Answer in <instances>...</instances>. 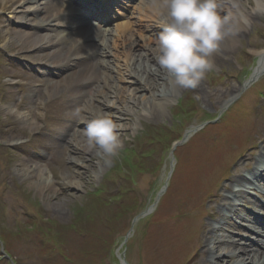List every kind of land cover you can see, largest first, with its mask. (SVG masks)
<instances>
[{
	"label": "rangeland",
	"instance_id": "obj_1",
	"mask_svg": "<svg viewBox=\"0 0 264 264\" xmlns=\"http://www.w3.org/2000/svg\"><path fill=\"white\" fill-rule=\"evenodd\" d=\"M223 1L219 0L221 6ZM1 25L2 44L4 39L1 35L6 30ZM255 25L257 28L251 26V30L244 33V39L237 43L239 52L230 57L233 66H214L206 73L203 82L205 93L198 89L188 90V97L183 100L185 103L177 108L170 107L163 118L150 117L139 106L135 113L138 116L128 114L125 121L117 122L122 147L115 158L101 153L99 158L86 155L80 160L83 156L75 153L80 158L73 156L69 159L68 147L57 150V161L47 166V171L51 170L56 177L53 178V188L44 189L43 194L32 185L36 180L34 177L24 179L18 175L21 163L26 162L11 147L16 140L22 142L34 138L41 128L20 129L14 117L3 112V106L17 102L16 88L8 87L9 96L6 98L0 93V240L4 241L8 255L13 258V254H18L19 264H121L116 251L125 243L127 251L121 257L130 264H154L156 252L152 255L151 246L161 240L163 245L169 244L168 233L177 232V228L183 225L181 220L185 214L186 221L190 219L188 216L192 211L187 213L186 209H197L196 206L206 209L213 188L225 182L226 174L216 177L214 171L210 182L213 178L218 180L212 181V189L200 194L199 188L204 185L209 173L202 167L207 163L212 168L220 163L219 168L223 169L232 157L235 161L246 153H254L264 139V77L251 80L259 60L252 50L264 48L262 18ZM136 41L137 44L141 42L139 38ZM149 42V49L157 48L156 42ZM140 44L137 48L128 46L132 50L126 53L128 59L142 51ZM7 58H11L7 53L0 54V65L6 63ZM109 58L115 59L116 56ZM22 61L20 59L14 65L16 69ZM12 70L7 66L1 67L0 80H4L3 76ZM218 72L222 73L216 76ZM247 80L250 83L245 86ZM119 86L126 85L121 83ZM128 88L134 91L135 86L129 85ZM244 89L247 90L242 95ZM143 92L149 96V91H139L140 94ZM229 98L232 99L230 102L227 101ZM233 100L239 103L233 106ZM39 112L40 126L51 122L43 121L46 111L44 113L40 109ZM193 119L187 130L186 125ZM3 123L8 124L6 130ZM246 123L257 136L237 146V143L233 144L234 137L242 139L246 127L240 132L234 129ZM135 126L136 130L133 129ZM21 130L24 133L22 136ZM190 130H194L191 131L193 134L182 141L186 131ZM229 145L230 154L227 150ZM233 145L235 148H232ZM174 146L177 148L174 149ZM75 152L78 153V150ZM51 155L47 153L46 159H50ZM106 159H111V163L105 164ZM99 161H102V170H99ZM75 171L84 172V175L78 177ZM67 177L81 178L80 187L66 183ZM168 178V190L157 198ZM148 201L151 205L153 202L158 205L153 217L147 215L135 221ZM162 223L171 225L162 227ZM4 234H8L9 239H4ZM183 235L171 242L168 249L174 250L176 244L186 246L181 241H187L190 234ZM163 237L167 240L161 239ZM19 245L22 250H18ZM147 246L150 254L144 253ZM204 258L206 262L212 259L209 256ZM170 260L167 264H181L174 258ZM185 261L188 262V257Z\"/></svg>",
	"mask_w": 264,
	"mask_h": 264
},
{
	"label": "bare ground",
	"instance_id": "obj_2",
	"mask_svg": "<svg viewBox=\"0 0 264 264\" xmlns=\"http://www.w3.org/2000/svg\"><path fill=\"white\" fill-rule=\"evenodd\" d=\"M0 1L4 3L3 10H12L22 2L12 13L23 15V18L31 23L28 30L6 29L2 45L7 46L9 51L19 50V54H23L35 65H47L45 70L49 72L47 73L49 76L56 75L52 74V70H56L59 75V77L54 76L57 79L56 85L53 83L46 85L43 84L44 81L40 77L32 76V74H23L21 75L22 78H19L17 74L12 73L11 76L17 81L6 82V84L15 85L19 88L20 86L24 87L26 91L22 93L21 98L32 97L35 105L27 109V103L11 104L3 106L5 110L3 112L6 115H12L21 129H36L40 124V113L36 111L39 108L38 102L44 101V97L51 99L54 96L56 99V110L54 111L56 117H52V120L57 123L55 132L58 131L60 134L62 144L69 148V159H73V156L79 159L80 156L75 155V153L83 156L80 160L85 159L86 155L91 158L102 156L99 149L91 151L88 149L83 133L84 129L79 130V126L85 128V121L91 119L96 113H108L115 122H120L128 114L138 116L135 113L138 112L137 108L140 106L145 109L144 112L150 117L163 118L164 112L169 111L170 107L177 108L185 103L184 97L187 96L186 92L190 89H179L171 86L168 75L156 61L158 49L152 47L144 52L145 48L149 47L148 40L151 39V29L146 22L147 19L148 22L165 23L162 22L165 17L154 14L152 0H143L141 10L138 7L134 10L140 14L138 21L145 18V22L137 24V21L133 26L127 21L120 27L116 25V28L107 27L108 25L103 26V21L100 19L106 20L107 18L103 12L99 13L98 19L102 23V29L99 26L100 33L94 35H85L87 30H83L82 35L74 32L73 27L78 25L76 20L78 16H75L74 12L73 19L69 20V5L66 0ZM220 1L222 2V0ZM106 2L108 3V1ZM223 4L222 14L230 13L232 11L230 0L223 1ZM239 4L241 9L248 13L250 24L247 27H242L235 35H229L222 42L219 51L212 57L214 66L217 68H223L226 64L233 66L230 57L234 52L235 54L239 52L236 45L242 40L244 33L251 30V26L257 28L255 24L261 18L264 22L263 15L252 14V0H239ZM27 12L31 13V16L27 17ZM91 28L88 29V32H91ZM137 38L141 41V44H138L141 45L142 51H138L137 55L134 54L128 59L126 53L131 52L133 46L137 48ZM93 41L96 44H101V53L91 57L92 52L90 50L98 48V46L92 45ZM88 46L90 47L87 48ZM245 49L247 50V47ZM110 56H116V58L108 59ZM96 59L99 60L95 61ZM122 61L123 63H121ZM259 61H262L263 64L259 71L264 70V56H259ZM23 62L26 63V60ZM24 68L23 65L21 70L23 71ZM259 71L254 74L255 77L260 74ZM94 73L100 74V76L95 77ZM221 73L218 72L216 76ZM38 82L41 83L39 86ZM203 82L204 79L196 89L205 93ZM36 83L38 88L35 89ZM121 83H125L126 86L120 87L119 84ZM247 84H249L248 80L245 86ZM129 85L135 86L134 91L128 88ZM141 90L149 91V96H145L146 92L140 94L139 91ZM231 100L229 98L227 101L230 102ZM120 103L122 104L120 105ZM236 103H239L238 100L233 102L234 106ZM50 104L51 102L48 101L45 106L53 107ZM226 108L228 107L225 106ZM77 109L80 113L78 117L74 115L75 112H72ZM241 114L246 113L242 112ZM66 115L70 116L71 121L67 120ZM3 126H8V124L3 123ZM244 127H246L244 137L242 139L234 137L233 144L237 143V146H240L250 138L257 136L248 123L238 126L234 130L240 132ZM133 129L136 130L137 127L135 126ZM173 148L176 149L177 147L174 146ZM229 149H231L230 145L227 149L230 154L231 150ZM76 150L78 153L75 152ZM257 150L258 154L253 155L254 161L250 170H245L247 156L240 157L236 161L239 163H234L232 168H230L232 162L225 160L227 161L225 165L228 166L226 170L219 168L220 163L215 164L212 168L207 163L203 166L204 168L202 167L203 171L209 170V173L204 185L199 188L200 194L213 188L212 181L216 178H213L211 182L210 179L214 171L216 177L226 174L225 179L227 180L221 186L216 185L213 188L212 197L209 198L206 209L197 206V209H186L187 213L192 211V215L188 216L190 219L186 221L187 214H185L181 220L183 225L177 228V232L168 233L171 240L168 241L169 244L175 239L184 237L183 234H190L187 241H181L186 246L175 243L177 246L171 251L168 249L169 244L163 245L162 240L151 246L152 255H155L156 252V256H153L154 264H167L168 261H171L170 258H174L181 264H264V216H262L264 208L257 199L258 197H251V194L257 192L264 196V139L261 140V146ZM101 166L102 161H99V170ZM18 175L24 179L34 177L36 180L32 185L41 194L45 193L44 189L53 188L54 177L50 171H47V165L43 163L34 162L32 159L26 163H21ZM75 175L82 177L84 172L75 171ZM249 175L257 179L253 180ZM67 178L66 183L80 187L81 178L76 180L73 177ZM169 185L170 178L161 188L160 196L157 198L162 197ZM195 201L197 202V200ZM242 202L247 203V209L242 207ZM197 205L201 206L200 203ZM157 207V204L153 202L151 205V201H149L145 211L138 218L144 215L153 217ZM167 224H163L162 227L171 225L170 223ZM166 238L161 239L167 240ZM126 245L123 243L121 247L119 246L116 251L117 257L126 254ZM148 252L149 254L151 252L149 246L146 247V251L144 250V253L148 254ZM204 256H209L212 259L206 262ZM187 257L188 262H184ZM121 263L127 264L126 261H121Z\"/></svg>",
	"mask_w": 264,
	"mask_h": 264
},
{
	"label": "clouds",
	"instance_id": "obj_3",
	"mask_svg": "<svg viewBox=\"0 0 264 264\" xmlns=\"http://www.w3.org/2000/svg\"><path fill=\"white\" fill-rule=\"evenodd\" d=\"M230 8V13L222 14L219 0H152L154 14L166 21L156 37V61L173 88L196 89L213 70L212 57L226 37L250 24L239 0H230ZM251 12L264 15V0H252ZM252 54L264 56V48ZM74 115H80L78 109ZM83 133L88 149H99L108 158H115L122 147L120 125L108 113L87 119ZM104 162L111 163V159Z\"/></svg>",
	"mask_w": 264,
	"mask_h": 264
}]
</instances>
